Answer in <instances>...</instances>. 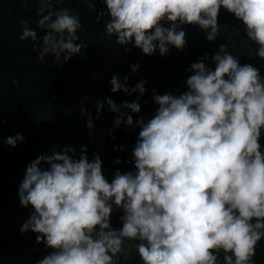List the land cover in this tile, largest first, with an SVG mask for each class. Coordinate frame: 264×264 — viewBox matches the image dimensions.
I'll list each match as a JSON object with an SVG mask.
<instances>
[{
    "label": "clouds",
    "instance_id": "obj_1",
    "mask_svg": "<svg viewBox=\"0 0 264 264\" xmlns=\"http://www.w3.org/2000/svg\"><path fill=\"white\" fill-rule=\"evenodd\" d=\"M101 2L110 17L106 32L126 51L130 43L149 56L157 50L164 56L170 47L182 51L183 25L196 26L213 41L223 8L244 25L257 45L255 56L264 59V0ZM61 3L38 0L42 36L28 20L20 21L19 39L39 41L33 47L42 63L52 55L63 65L82 47L80 17ZM86 3L94 7L93 0ZM208 59L205 54L190 63L186 71L192 74L179 95L153 89L157 107L147 120L134 122L132 115L141 111L146 80L129 87L128 76L112 75L111 92L140 94L120 104L104 100L117 113L114 127L139 128L132 170L117 169L109 182L101 158L89 160L87 146L79 156L71 146L52 149L26 165L18 197L31 209L20 232L31 230L51 249L35 264H118L133 250L142 264H255L256 245L264 238V76L250 63L241 65L225 45L211 56L214 68ZM130 68L135 73L139 64ZM104 102L97 103V112ZM86 126L93 128L90 115ZM24 139L16 133L4 143L15 147ZM117 209L122 226L114 228Z\"/></svg>",
    "mask_w": 264,
    "mask_h": 264
},
{
    "label": "trees",
    "instance_id": "obj_2",
    "mask_svg": "<svg viewBox=\"0 0 264 264\" xmlns=\"http://www.w3.org/2000/svg\"><path fill=\"white\" fill-rule=\"evenodd\" d=\"M93 3L92 8L86 0H62L57 5L74 9L82 24L78 30L80 53L59 65L52 55L43 63L37 58L33 44L39 41L19 39L22 19L28 20V27L38 37L45 33L36 23L38 0H0V264H35L51 251L43 242L36 241V233L20 232L31 206L20 205L18 185L26 165L37 155L71 146L79 156L82 146H87L89 160L94 154L101 158L102 171L109 182L117 169L121 172L133 169L132 149L139 128H126L123 123L114 127L117 113L104 100L110 97L120 104L136 100L140 94L111 92L109 81L113 74L128 76L129 87L146 80V91L138 101L141 111L132 114L134 122L138 117L147 120L154 114L157 105L151 100L153 89L160 94L171 91L176 95L186 90L185 80L192 74L186 68L198 57L207 54L208 66L214 68L211 56L221 45L237 56L241 65L250 63L264 76V59L255 56L257 45L246 37L244 25L223 8L218 13L220 30L215 40L208 41L203 30L194 25H183L186 44L182 51L170 47L164 56L158 50L149 56L131 43L127 51L118 44L115 36L105 29L110 18L106 6L101 0ZM101 11L104 15L97 19ZM134 63L139 68L132 73L130 65ZM100 102H104L103 107L97 112L96 105ZM89 115L92 129L86 126ZM16 133L25 139L15 147L4 143L6 137ZM260 142L264 146V138ZM120 145H124L123 150ZM117 158L121 163L113 164ZM120 215L118 209L111 214L114 228L122 226ZM253 260L255 264H264V238L257 243ZM118 264L142 262L133 250L131 256L121 258Z\"/></svg>",
    "mask_w": 264,
    "mask_h": 264
}]
</instances>
